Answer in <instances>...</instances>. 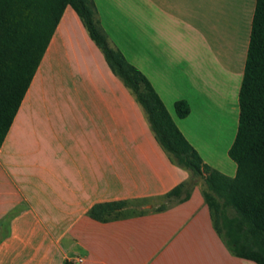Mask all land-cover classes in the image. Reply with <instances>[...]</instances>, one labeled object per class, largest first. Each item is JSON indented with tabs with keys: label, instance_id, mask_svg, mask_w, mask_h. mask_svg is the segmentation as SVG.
<instances>
[{
	"label": "crops",
	"instance_id": "1",
	"mask_svg": "<svg viewBox=\"0 0 264 264\" xmlns=\"http://www.w3.org/2000/svg\"><path fill=\"white\" fill-rule=\"evenodd\" d=\"M93 1L110 46L148 79L203 162L233 177L236 165L221 151L228 156L237 129L256 0ZM56 70L62 86L71 79L75 102H45ZM87 82L100 101L85 102ZM127 89L66 6L0 147V264H150V254L162 256L157 264H256L222 244L198 185L156 209L190 172L161 148L139 108L133 135ZM181 99L184 118L174 110ZM117 200L144 208L107 222L90 217L93 205Z\"/></svg>",
	"mask_w": 264,
	"mask_h": 264
},
{
	"label": "trees",
	"instance_id": "2",
	"mask_svg": "<svg viewBox=\"0 0 264 264\" xmlns=\"http://www.w3.org/2000/svg\"><path fill=\"white\" fill-rule=\"evenodd\" d=\"M66 6L76 12L111 71L134 94L158 144L190 172V179L168 191L166 202L156 209L188 199L195 177H202L203 199L227 249L264 264V0L255 1L238 91L237 129L228 149L236 165L233 177L203 162L148 79L110 46L93 0H0V147ZM174 110L184 118L190 107L181 99L174 102ZM126 205L125 200L97 203L89 215L100 222L116 220Z\"/></svg>",
	"mask_w": 264,
	"mask_h": 264
},
{
	"label": "rangeland",
	"instance_id": "3",
	"mask_svg": "<svg viewBox=\"0 0 264 264\" xmlns=\"http://www.w3.org/2000/svg\"><path fill=\"white\" fill-rule=\"evenodd\" d=\"M51 77L52 78H50V83L47 84L46 91H45V96H46L45 102H47L49 104H54V103H62L63 104L65 102H69V103L75 102L73 93L69 91L70 88L69 89L67 88V87H70V83L69 82L71 81V79L69 80L68 78L63 77L64 78V82L66 83V84H64V86L66 85L65 87L67 89L65 91V87L61 85V80L62 79H61V75L59 73V70H56V73L51 75ZM73 81H77L75 84H77L78 86H82L80 80H75L74 79ZM89 83H88V85H86V88H88V89L90 88L89 89L90 91H87V89H86V91L84 92L85 93L84 96H85V99H86L85 102H87V103H96V102L100 101L102 98L98 94H94L92 92V90H93L92 88L93 87L89 86ZM127 90H128V93L131 94L132 103H133V111H132V133H133V135H139L141 133V126H140V123H139L137 115H136V108H139L142 111V114L144 115V119H145V121H146V123L148 125V128H149L150 132H151L150 126H149L148 121L146 119V115H145L141 105L137 102L134 94L129 89H127ZM127 102H129L128 99H127ZM221 155L223 156L222 159H224L226 162H232L231 159L228 158V156H227V154H226V152L224 150L221 151ZM213 168H214V166H213ZM194 182H195L194 186L198 185L200 188H202V190L206 189L205 184H204V180H203L202 177L196 176L195 179H194ZM165 202H166V200H165ZM142 208H144V206L141 207V206L137 205L136 203L135 204H130V205L127 204L124 207V209L122 210V217H127L128 215L137 214V213H139L141 211ZM218 236H219L222 244L225 246L222 237L220 235H218ZM226 249H227V247H226ZM148 257H149L150 264H157L158 262H160V260L162 258V256L159 255V254L158 255H154V256H152V254H150V255H148Z\"/></svg>",
	"mask_w": 264,
	"mask_h": 264
},
{
	"label": "built area",
	"instance_id": "4",
	"mask_svg": "<svg viewBox=\"0 0 264 264\" xmlns=\"http://www.w3.org/2000/svg\"><path fill=\"white\" fill-rule=\"evenodd\" d=\"M76 261L77 262H81L82 261V258H77Z\"/></svg>",
	"mask_w": 264,
	"mask_h": 264
}]
</instances>
